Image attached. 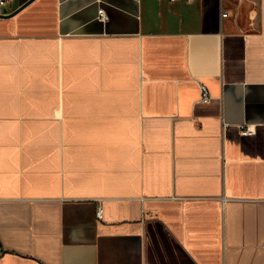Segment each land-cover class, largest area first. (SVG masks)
I'll return each mask as SVG.
<instances>
[{
  "label": "crops",
  "instance_id": "0c3cea01",
  "mask_svg": "<svg viewBox=\"0 0 264 264\" xmlns=\"http://www.w3.org/2000/svg\"><path fill=\"white\" fill-rule=\"evenodd\" d=\"M14 11L0 264H264V0L0 4Z\"/></svg>",
  "mask_w": 264,
  "mask_h": 264
},
{
  "label": "built area",
  "instance_id": "2783aa9c",
  "mask_svg": "<svg viewBox=\"0 0 264 264\" xmlns=\"http://www.w3.org/2000/svg\"><path fill=\"white\" fill-rule=\"evenodd\" d=\"M5 0H0V4H3ZM189 1V0H188ZM227 13L224 12L222 13V16H226ZM105 13L103 11V9H99V18L101 20L105 19ZM200 89V101L202 103H208L211 99V94L210 91L208 90V88L206 87V85L204 84H200L199 86ZM254 132V127L252 125H242L241 127V133L244 135H250ZM96 216L97 218H101L102 216V209L100 206L97 207L96 209Z\"/></svg>",
  "mask_w": 264,
  "mask_h": 264
},
{
  "label": "water",
  "instance_id": "95a60500",
  "mask_svg": "<svg viewBox=\"0 0 264 264\" xmlns=\"http://www.w3.org/2000/svg\"><path fill=\"white\" fill-rule=\"evenodd\" d=\"M16 11H14L13 13H10V14H2L0 13V17H9L11 16L12 14H14Z\"/></svg>",
  "mask_w": 264,
  "mask_h": 264
}]
</instances>
